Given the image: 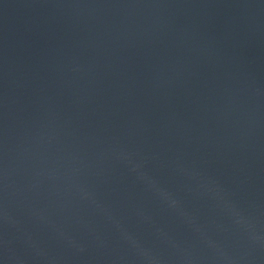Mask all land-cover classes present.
Instances as JSON below:
<instances>
[{"label":"water","instance_id":"obj_1","mask_svg":"<svg viewBox=\"0 0 264 264\" xmlns=\"http://www.w3.org/2000/svg\"><path fill=\"white\" fill-rule=\"evenodd\" d=\"M0 264H264V0H0Z\"/></svg>","mask_w":264,"mask_h":264}]
</instances>
